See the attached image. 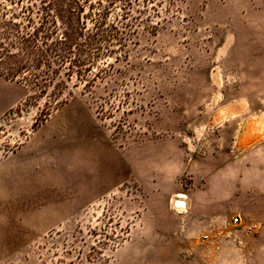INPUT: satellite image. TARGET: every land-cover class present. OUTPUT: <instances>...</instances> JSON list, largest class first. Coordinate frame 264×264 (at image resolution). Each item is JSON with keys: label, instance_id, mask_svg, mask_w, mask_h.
I'll list each match as a JSON object with an SVG mask.
<instances>
[{"label": "rangeland", "instance_id": "1", "mask_svg": "<svg viewBox=\"0 0 264 264\" xmlns=\"http://www.w3.org/2000/svg\"><path fill=\"white\" fill-rule=\"evenodd\" d=\"M109 14L83 79L0 74V264H264V0Z\"/></svg>", "mask_w": 264, "mask_h": 264}, {"label": "trees", "instance_id": "2", "mask_svg": "<svg viewBox=\"0 0 264 264\" xmlns=\"http://www.w3.org/2000/svg\"><path fill=\"white\" fill-rule=\"evenodd\" d=\"M6 1L0 0V74L21 79L41 92L50 84L62 87L63 80L55 81L62 77L87 76L106 37L104 33L108 26L113 28L107 18L116 0L90 3L92 10H97L92 13L95 23L91 29H87V23H76L65 15L59 16L60 27L58 19L50 15L57 8V0ZM89 2L83 0L79 8Z\"/></svg>", "mask_w": 264, "mask_h": 264}, {"label": "bare ground", "instance_id": "3", "mask_svg": "<svg viewBox=\"0 0 264 264\" xmlns=\"http://www.w3.org/2000/svg\"><path fill=\"white\" fill-rule=\"evenodd\" d=\"M183 195V194H182ZM180 198L174 199L173 203L176 205V207L180 208V209H184L186 207V203L184 200L186 199H182V196H179ZM176 198V197H175ZM173 204V205H174Z\"/></svg>", "mask_w": 264, "mask_h": 264}, {"label": "built area", "instance_id": "4", "mask_svg": "<svg viewBox=\"0 0 264 264\" xmlns=\"http://www.w3.org/2000/svg\"><path fill=\"white\" fill-rule=\"evenodd\" d=\"M235 222H237V219H235Z\"/></svg>", "mask_w": 264, "mask_h": 264}]
</instances>
